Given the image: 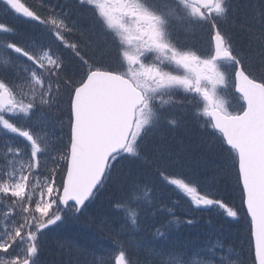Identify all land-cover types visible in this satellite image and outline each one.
I'll return each mask as SVG.
<instances>
[{
    "label": "snow or ice",
    "instance_id": "snow-or-ice-1",
    "mask_svg": "<svg viewBox=\"0 0 264 264\" xmlns=\"http://www.w3.org/2000/svg\"><path fill=\"white\" fill-rule=\"evenodd\" d=\"M75 2L93 14L86 31L43 0L44 12L0 0V13L25 18L42 36L25 39L0 22V264H38L47 233L86 212L114 177L123 224L112 229L99 220L111 246L95 264H140L125 233L138 228L143 205L171 215L156 198L173 189L197 209L246 218L251 264H264V0ZM204 28L208 53L180 42L178 29ZM229 88L236 109L223 96ZM178 91L188 95L177 99ZM65 97L69 136L61 148L44 129ZM185 102L194 118H206L201 127L220 167L235 174L238 207L179 171V154L149 148L156 131L181 125L175 106ZM121 164L126 173L117 172ZM176 222L155 235L166 238ZM150 251L158 258L151 264H188L173 251Z\"/></svg>",
    "mask_w": 264,
    "mask_h": 264
},
{
    "label": "trees",
    "instance_id": "trees-1",
    "mask_svg": "<svg viewBox=\"0 0 264 264\" xmlns=\"http://www.w3.org/2000/svg\"><path fill=\"white\" fill-rule=\"evenodd\" d=\"M32 8L39 9L41 0H22ZM45 5L55 7L58 11L69 14L81 30H88L93 24L92 12H82L75 0H43ZM244 0H235L243 3ZM0 22L14 27L18 34L28 40H41L40 31L32 22L17 14L3 15ZM211 35L207 28L194 31L178 29L182 44L194 47L198 52L211 51L210 42H205L204 32ZM202 34L204 35L202 38ZM103 39L99 35L94 37ZM207 45H206V44ZM233 97L235 109L239 104ZM186 96H182V99ZM181 99V98H177ZM67 98L59 110L50 113L51 119L45 127L52 144L63 147L68 142V111ZM233 107V106H232ZM187 109V111H182ZM176 115L182 118L181 125L175 129L164 128L149 137V148L157 147L174 155L179 154L183 167L178 169L186 175L195 174L204 184L217 191L221 198L230 206H239V190L236 185L235 174L223 170L221 161L212 150L201 123L204 117H193L194 106L185 102L175 106ZM19 139V138H17ZM3 140L0 138V148ZM125 164L117 166L119 174L126 173ZM121 198L119 183L116 177L96 196L95 200L83 214H69L67 218L47 233L39 255L38 264H95L96 257L108 251L111 239L107 230L101 232L97 223L103 219L110 228L119 229L123 220L115 207V201ZM168 205L172 214L166 212L153 214L155 209L149 210L143 205L138 228L127 231L126 238L133 244V250L140 264H151L158 258L150 250H170L179 255L188 264H215L220 257L229 260L230 264H251L252 253L249 236V225L246 218L239 220L227 217L220 209L195 208L178 191L171 190L157 193L156 203ZM191 219V224L187 220ZM172 223L166 231V238L155 235V229L161 224ZM139 245L137 248L136 246Z\"/></svg>",
    "mask_w": 264,
    "mask_h": 264
},
{
    "label": "rangeland",
    "instance_id": "rangeland-1",
    "mask_svg": "<svg viewBox=\"0 0 264 264\" xmlns=\"http://www.w3.org/2000/svg\"><path fill=\"white\" fill-rule=\"evenodd\" d=\"M181 31H184L183 29H180ZM203 31V30H202ZM204 32V31H203ZM204 35H205V42H210V44H211V46H212V36L211 35H209L208 33H206V32H204ZM203 34H202V38H203V36H204ZM206 44V43H205ZM207 45V44H206ZM232 91H231V89L229 88V90L227 91V92H225V93H223V96H224V98L225 99H227L228 101H229V103H230V107L232 108V109H235V105H234V102H233V97H232ZM188 94H186V93H183L182 91H178L177 92V96H176V98H181L182 99V96H187ZM233 106V107H232ZM224 261V264H230V261L229 260H223ZM196 264V263H195ZM209 264V263H208Z\"/></svg>",
    "mask_w": 264,
    "mask_h": 264
}]
</instances>
